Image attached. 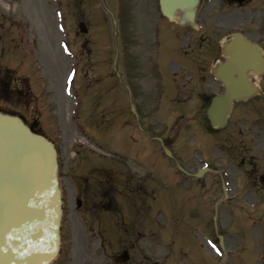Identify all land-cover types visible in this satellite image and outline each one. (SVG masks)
<instances>
[{"label":"rangeland","instance_id":"374dc122","mask_svg":"<svg viewBox=\"0 0 264 264\" xmlns=\"http://www.w3.org/2000/svg\"><path fill=\"white\" fill-rule=\"evenodd\" d=\"M98 3L0 0V79L9 80L0 110L35 122L62 161L54 264H116L123 249L126 264H264V95L237 102L214 129L206 109L222 85L182 72L176 50H161L153 71L148 33L122 24L118 44ZM100 178L115 188L118 218L95 208Z\"/></svg>","mask_w":264,"mask_h":264},{"label":"water","instance_id":"95a60500","mask_svg":"<svg viewBox=\"0 0 264 264\" xmlns=\"http://www.w3.org/2000/svg\"><path fill=\"white\" fill-rule=\"evenodd\" d=\"M163 1L171 9H187L185 15L193 19L196 0ZM224 52L230 55L229 60L217 72L225 93L216 96L207 110L215 128L227 125L234 99L258 92L248 70L260 74L264 69L260 47L240 38ZM62 212L53 143L19 117L0 113V264L52 262L60 249Z\"/></svg>","mask_w":264,"mask_h":264},{"label":"flooded vegetation","instance_id":"af4514ba","mask_svg":"<svg viewBox=\"0 0 264 264\" xmlns=\"http://www.w3.org/2000/svg\"><path fill=\"white\" fill-rule=\"evenodd\" d=\"M110 1L127 28L147 33L167 31V23H160L159 0H117L115 6ZM196 23L198 29L190 23L173 24L182 33L183 55L191 69L204 73V64L222 56V36L237 30L264 48V0H199Z\"/></svg>","mask_w":264,"mask_h":264},{"label":"bare ground","instance_id":"6f19581e","mask_svg":"<svg viewBox=\"0 0 264 264\" xmlns=\"http://www.w3.org/2000/svg\"><path fill=\"white\" fill-rule=\"evenodd\" d=\"M257 83H259V81H258V80L256 81V84H257Z\"/></svg>","mask_w":264,"mask_h":264}]
</instances>
